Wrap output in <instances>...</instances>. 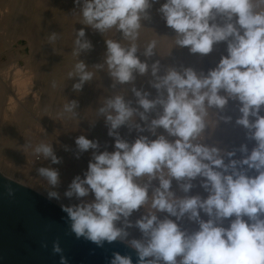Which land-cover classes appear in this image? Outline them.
I'll return each mask as SVG.
<instances>
[{"label": "clouds", "instance_id": "clouds-1", "mask_svg": "<svg viewBox=\"0 0 264 264\" xmlns=\"http://www.w3.org/2000/svg\"><path fill=\"white\" fill-rule=\"evenodd\" d=\"M73 4L84 25L101 35L114 30L120 38L105 40L103 63L92 66L106 68L114 90L98 108L112 150H100L85 135L76 138V159L89 151L91 159L63 193L76 201L60 204L66 234L95 245L93 255L106 244L130 250L112 251L105 264H264V0ZM153 12L173 32L175 46L189 54L207 56L220 44L225 53L207 71L153 60L157 39L143 51L139 43ZM49 39L56 41L58 34ZM93 50L85 29L77 30L72 55ZM96 71L77 59L67 74L76 81L73 90L82 91ZM146 76V85L138 87L137 78ZM125 85L131 98L115 91ZM230 104L238 113L235 125L244 131L243 142L231 150L209 144L206 136L210 110H217L215 123L233 122L225 114ZM78 107L71 100L63 111L76 117ZM121 129L134 138H125ZM32 154L62 163L51 143L40 142ZM36 171L49 186L46 199L59 202V170ZM194 189L203 194H192ZM6 193L14 197L15 189L8 185ZM51 251L59 264H70L59 238Z\"/></svg>", "mask_w": 264, "mask_h": 264}, {"label": "rangeland", "instance_id": "rangeland-1", "mask_svg": "<svg viewBox=\"0 0 264 264\" xmlns=\"http://www.w3.org/2000/svg\"><path fill=\"white\" fill-rule=\"evenodd\" d=\"M81 21L79 9L74 7L73 0H0V170L12 178L17 177L21 182L28 181L46 193L49 186L38 176L36 169H58L61 184L54 190L60 193L59 204L65 205L76 203L75 199L65 198L63 193L75 176L83 175L91 159V151L76 159V138L85 135L88 139L97 140L100 150L111 151L113 144V139L107 135L104 117L98 114V108L105 98L113 95L114 90L110 87L111 80L106 68L96 71L92 66L103 63L105 40L120 37L114 30L101 35ZM145 23L139 41L141 51L150 39H157V55L153 60L159 59L164 66L183 65L197 71H207L225 53L224 44L217 45L211 54L203 57L189 54L186 48L175 46L173 32L165 27L155 12L153 20ZM80 28L85 29L94 50L77 58L72 55V51L75 33ZM53 33L58 34L54 42L49 39ZM77 59L84 60L91 71H96L94 79L79 92L72 88L76 81L67 76ZM20 70L31 71L45 83L41 93L43 102L35 106L28 105L21 112L18 109L9 110L8 107L14 95L11 93L10 81ZM148 79L150 76L138 77L137 86L146 85ZM129 88V85L118 86L115 91L131 98ZM71 100L79 102L76 117L63 111L64 104ZM216 111L210 110L209 120L212 123L206 133L207 142L218 143L220 147L229 150L238 147L243 142L244 131L235 125V117L238 115L235 106L230 104L225 109V114L233 116L230 124L222 121L215 123ZM120 131L127 139L134 138L128 136L126 129ZM38 142L51 143L62 163L53 165L50 160L36 159L32 148ZM6 161L11 167L5 164Z\"/></svg>", "mask_w": 264, "mask_h": 264}, {"label": "water", "instance_id": "water-1", "mask_svg": "<svg viewBox=\"0 0 264 264\" xmlns=\"http://www.w3.org/2000/svg\"><path fill=\"white\" fill-rule=\"evenodd\" d=\"M8 185L15 189L14 197L7 196ZM65 216L58 202L0 170V264H59V256L51 251L57 238L70 264H105L112 251H130L114 243L91 254L95 245L66 234ZM44 243L47 248L42 247Z\"/></svg>", "mask_w": 264, "mask_h": 264}, {"label": "bare ground", "instance_id": "bare-ground-1", "mask_svg": "<svg viewBox=\"0 0 264 264\" xmlns=\"http://www.w3.org/2000/svg\"><path fill=\"white\" fill-rule=\"evenodd\" d=\"M24 36H26V34H24ZM10 84H11V88H12L11 93L13 92L14 95H13V97L10 98V102L8 103L9 110L18 109L19 112H21L28 105L35 106V105L41 104L43 102V99L41 97L42 96L41 93L45 88V83L43 80H40L39 78H37L36 74L32 73L31 71H26V70L17 71L15 73L13 80L10 81ZM106 130L108 131V129H106ZM106 130H104V131H106ZM39 140H41V139H39ZM5 164L9 165V167H11V165L8 163V161H6ZM15 169H17V166H15ZM15 169H13L14 173H15ZM14 178L17 179V177H14ZM22 182L33 187V188H35L36 190H38V191H40L46 195V193H44L43 191H41L37 187H34L31 184H29L28 181L23 180ZM196 192L202 193L201 189H195V191L192 194H196ZM181 195H183V194H181Z\"/></svg>", "mask_w": 264, "mask_h": 264}]
</instances>
